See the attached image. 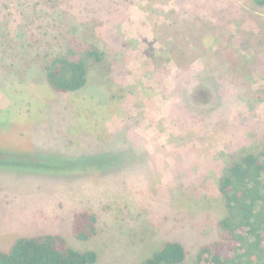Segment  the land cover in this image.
I'll return each instance as SVG.
<instances>
[{
    "label": "rangeland",
    "instance_id": "obj_1",
    "mask_svg": "<svg viewBox=\"0 0 264 264\" xmlns=\"http://www.w3.org/2000/svg\"><path fill=\"white\" fill-rule=\"evenodd\" d=\"M86 49L104 56L85 90L44 84L41 57ZM263 146L264 6L0 0V247L55 232L97 264H140L178 239L194 264L219 234L218 178ZM81 210L98 215L87 241Z\"/></svg>",
    "mask_w": 264,
    "mask_h": 264
},
{
    "label": "trees",
    "instance_id": "obj_2",
    "mask_svg": "<svg viewBox=\"0 0 264 264\" xmlns=\"http://www.w3.org/2000/svg\"><path fill=\"white\" fill-rule=\"evenodd\" d=\"M253 1L264 6V0ZM72 52L74 58L64 53L41 57L44 84L70 97L89 84V58L104 56L97 49H86L83 56ZM216 188L221 210L214 224L219 234L200 245L194 264H264V146L258 151L245 149L229 160ZM97 225L95 212L77 211L73 234L87 241L98 233ZM154 250L140 264H185L188 258L186 245L178 239L164 240ZM99 259L96 248L75 247L55 232L18 235L8 247H0V264H97Z\"/></svg>",
    "mask_w": 264,
    "mask_h": 264
}]
</instances>
